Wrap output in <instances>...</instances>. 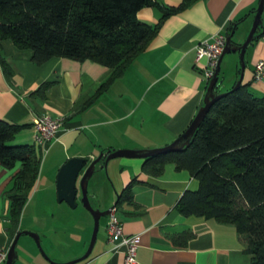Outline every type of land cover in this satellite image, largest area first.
Instances as JSON below:
<instances>
[{"label":"crops","instance_id":"1","mask_svg":"<svg viewBox=\"0 0 264 264\" xmlns=\"http://www.w3.org/2000/svg\"><path fill=\"white\" fill-rule=\"evenodd\" d=\"M158 1L178 6L181 0ZM258 2L197 0L174 13L125 75L85 108L109 78L111 69L91 60L80 62L65 57H53L38 65L32 61V50L20 49L9 39L2 41L1 55L14 75L8 78L0 61V118L28 125L12 143H36L33 123L46 112L64 120L56 140L46 146L36 143L42 154L40 174L19 225L20 231L40 234L50 259L30 235L23 234L14 264L65 263L86 252L94 219L83 207L81 192L76 208L59 201L57 178L62 165L74 157L92 161L109 149L161 148L177 139L193 120L206 94L207 81L202 74L206 58L196 59L195 45L211 40L221 30L225 32L240 19L232 39L235 36L236 42L244 41L255 17L249 9ZM161 16L154 7L138 12L140 20L151 24H157ZM261 19L264 26V8ZM245 52L241 84L248 83V88L259 96L264 94V72L258 80L253 70L259 59L264 60V36L250 42ZM235 78L238 80L237 73ZM47 82L50 86L42 97L37 90ZM144 160L118 157L105 167L101 162L90 180L94 179L95 207L107 210L135 179L131 187L133 201L120 203L118 214L126 234L141 235L139 264H249L250 255L244 251L246 242L232 223L192 214L183 216L177 210L183 192L198 188L199 180L188 169L178 170L174 163H168L163 174L156 176L143 169ZM20 167V163L14 168L0 163V247L11 245V201L7 193ZM107 222L108 216L101 218L103 232L100 234L99 230L91 255L75 264H123L126 248H113L107 237ZM189 231L192 235L186 246L182 240H175V236Z\"/></svg>","mask_w":264,"mask_h":264},{"label":"trees","instance_id":"2","mask_svg":"<svg viewBox=\"0 0 264 264\" xmlns=\"http://www.w3.org/2000/svg\"><path fill=\"white\" fill-rule=\"evenodd\" d=\"M195 1L181 0L178 6H168L158 0H0L1 65L6 76L12 78L14 70L1 55V43L9 39L20 49L32 50V61L38 65L53 57H65L108 67L111 75L85 108L125 75L168 17ZM145 7L162 13L157 24L138 18ZM255 10L253 7L249 12L254 14ZM240 20L231 23L225 30L227 35L234 33ZM257 27L251 42L264 36V26ZM219 74L213 88L217 93L222 92ZM49 86L50 82L44 83L37 93L45 97ZM233 86L214 99L188 145L145 158L143 169L156 176L163 174L168 163H174L178 170L188 169L199 180L198 188L183 192L177 210L183 216L232 223L246 242L249 264H264V94L255 95L248 83L231 90ZM27 126L0 118V163L6 168L21 164L7 193L11 201V243L20 232V217L42 164L36 143H12ZM134 181L118 195L117 207L123 201H133ZM191 235V231L183 232L174 238L186 246Z\"/></svg>","mask_w":264,"mask_h":264},{"label":"water","instance_id":"3","mask_svg":"<svg viewBox=\"0 0 264 264\" xmlns=\"http://www.w3.org/2000/svg\"><path fill=\"white\" fill-rule=\"evenodd\" d=\"M258 1L259 3L257 4L256 10L254 12L255 17H253L251 29H249L245 37V41L242 43H237L232 39L233 33L229 35L226 34L227 42L225 43L224 48L221 52L222 54L218 59V63H217L218 67L215 68V71L212 77L210 78V81H208L205 91L206 94H204L203 96V103L197 109V112L195 113L193 120H190L189 124L185 128V131L179 134V137L177 139H175L169 145L161 148L139 149V150L109 149L106 152L102 151L100 155L97 158L93 159L92 161H89L88 159L83 157H74V158H70L66 163L62 165L57 178V190H58L59 201L61 202L65 201L71 207L76 208L77 207L76 199L78 197L79 192H81L82 194L81 201L83 203V206L91 213L94 219V225H93L91 240L86 252L81 257L69 262L57 263L53 261L55 264H75L87 259L91 255L94 246L96 244L98 233L100 230L101 218L104 216H108L110 214V209L101 210L100 208L94 207L90 201V197L88 194L89 182L93 177V175L95 174L97 166L101 162H103L101 166L105 167L107 163L113 158H118V157L148 158L150 156H156L167 152L178 151V149L181 150L186 145H188L190 137L196 131L195 129L198 127L199 122L202 119H204L214 99L215 98L217 99L218 97L222 96V94L227 93V91H222L221 93H217L216 91L213 90V88L214 85L217 83V81H219L218 74L221 68L220 63L223 55L227 53L229 54L232 51H238V53H240L239 57H240L241 68H240L238 80L235 81V84L231 90H234V88L238 87L241 84V81L243 80L242 78L243 71L244 68H246L245 59H244V55L246 54L245 52L246 47L252 40H254L253 37L255 31L258 28L257 26L262 24L261 16L264 8V0H258ZM23 234L30 235L36 242L41 253L47 259H50V257L48 256V254L46 253L45 249L42 246L41 236L39 233L33 231H20L16 235L15 239L13 240V242L9 247L8 257L5 264H14V262L18 258L17 245L20 237Z\"/></svg>","mask_w":264,"mask_h":264},{"label":"built area","instance_id":"4","mask_svg":"<svg viewBox=\"0 0 264 264\" xmlns=\"http://www.w3.org/2000/svg\"><path fill=\"white\" fill-rule=\"evenodd\" d=\"M226 40V32L219 31L211 36V40L200 42L195 45L196 59L206 58V64L203 66L202 74L204 79L210 81ZM264 72V60L259 59L254 67L253 73L255 79L262 78ZM64 125V120L54 117L50 113H44L35 118L33 123L34 139L37 144L46 146L56 140ZM108 241L113 244L117 250L119 247L126 248L123 264H139L137 251L141 241L140 234H126L124 232L123 222L118 214V207L114 204L110 208L108 222L106 225ZM9 247H0V264H5L8 257Z\"/></svg>","mask_w":264,"mask_h":264},{"label":"rangeland","instance_id":"5","mask_svg":"<svg viewBox=\"0 0 264 264\" xmlns=\"http://www.w3.org/2000/svg\"><path fill=\"white\" fill-rule=\"evenodd\" d=\"M250 29H251V26H250ZM248 31H249V29H248ZM248 31H247V33H248ZM247 33H246V35H247ZM235 38L236 37L234 36L233 39H235ZM244 41H245V39H244ZM244 41H242V42H244ZM239 55H240V53H238L236 51H232V53H229V54L227 53L225 55L223 61H222V64H221L222 68L220 70V78H222V79L225 78L223 80V83H222V86H221L222 91H226L227 89L229 90L235 83L234 81L236 80L235 77H236L237 67L241 66L240 65V57H239ZM95 182H97V179H95ZM93 183H94V179H92V181L89 182L88 194H89L90 201H91L92 205L95 207L96 204H95V201H94V194H93V186L94 185H93ZM102 229H103V225L101 227L100 234L103 232ZM20 248H21V245L18 243V245H17V251L18 252L20 251Z\"/></svg>","mask_w":264,"mask_h":264}]
</instances>
